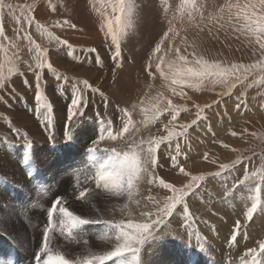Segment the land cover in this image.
Returning <instances> with one entry per match:
<instances>
[{
    "label": "rangeland",
    "instance_id": "rangeland-1",
    "mask_svg": "<svg viewBox=\"0 0 264 264\" xmlns=\"http://www.w3.org/2000/svg\"><path fill=\"white\" fill-rule=\"evenodd\" d=\"M71 1L0 0L5 5L0 8V27L3 28V36H0V81L6 85L0 88V145L4 144L19 152L8 153L12 156V162L5 164V174L0 172V180L13 187H8L4 192L8 195L4 194L5 198L0 204V217L9 215L18 229V233L13 232L10 221L0 218V235L6 238V253L2 256L3 259L6 260L14 251L22 258L26 251L31 249L32 239H29L33 238V232L30 226L22 224L21 208L26 203L25 197L29 195L30 188H33L35 195H40L44 189L55 193L57 190H68L70 186L77 187L78 182L81 186L84 183L82 176L92 172L91 176L95 178L100 165L113 157L112 150L122 153L133 143L166 136L168 131L182 132L183 129L179 125H192V121L198 119V109L200 119L197 124L188 128L186 135L174 137L171 146H160L156 153L157 162L149 169L150 173L158 178L156 182H147L152 178L150 175L147 181L143 179L135 186L131 199L125 195L115 197L114 202H111V193L109 194L107 189L103 194H98L99 190L92 192L94 196H99L95 199L102 203L104 199L106 203L98 207L92 200L96 212L81 216L110 223L86 226L96 227V234H102L108 232L116 222L126 223L129 218L138 221L140 209L137 207V201L143 206L149 197H153L162 207L166 197L171 195L168 189L159 185V179H164L166 183L180 189L192 176L198 175L205 176V180L199 182L200 187L194 194L199 192V197H209L199 199L202 204L204 201L207 203V210L211 209L212 203L227 199L230 204L240 198L245 200H239L236 205L227 209L230 213L240 214L242 211L237 208L240 201L250 199V202L247 200L246 211L256 202L258 208L253 217H259L260 208L264 207V180L261 179L264 176V72L252 69L245 73L241 69V82L236 83L235 87L205 82L181 88L173 86L170 78L164 79L156 70L160 57L163 58L162 67L166 73L169 65H182L183 62L179 61L175 52L176 48L180 49L179 55L187 56L189 60L193 59L194 53L196 57L219 61L224 66H248L264 60V52L260 50L255 38L243 29L245 21L242 18L236 19L239 7L247 0H134L131 26L127 28L123 27L125 17L120 13H113L111 0ZM9 4L12 5L10 9L7 7ZM227 5L233 7L229 9ZM25 8L30 11H25ZM141 13L145 22L139 17ZM29 15L34 18L31 25L27 23ZM115 15H121L120 25L115 23ZM66 20L70 23L64 24ZM109 21L113 22L117 34L118 58L115 57V45L110 37L106 36V25ZM169 22L179 35L174 40L165 41L161 45V52L153 54ZM146 24L149 26L148 30ZM64 41L67 43H63ZM41 61L43 67H40ZM149 63L151 67L147 66ZM49 64L51 68L48 67ZM124 64L130 69H122ZM93 71L99 72L100 77L95 76L97 73L92 74ZM127 78L133 79L136 90H127L126 93L122 91L120 94L117 88L129 81ZM84 80L88 81L91 88L83 85ZM77 89H80L79 94L84 98L83 105L79 108V113L69 120L70 99L77 94ZM169 100L180 109L177 120L172 123L171 115L164 111ZM237 104L241 105L239 109ZM208 105L211 107H207ZM122 109H127L130 113V132L124 133L123 137L116 140H109L107 132L112 131L115 134L122 130V121L127 119ZM156 109L162 114L158 119H152ZM92 123H96V135L84 139L83 132L94 130ZM177 143L180 146L179 155L175 151ZM91 148H95L96 152L91 153ZM21 155L22 158H19ZM173 156L176 157L175 164ZM23 158L24 161L19 165L18 159ZM234 161H237L235 165ZM221 163L228 164L230 168L223 170L220 175H215L221 172ZM180 167L184 168L187 175L180 172ZM253 174L255 179L252 178ZM216 188H220V195L215 191ZM194 194L185 201L188 214L185 215L178 206L177 210L181 211L182 217L178 218L177 223L172 224L169 222L171 217H165L164 223L154 227L153 235L139 246V256L143 252L142 249L151 251L163 234L164 238L169 237L168 242L164 243L172 250V254L175 250L178 252L177 258H172L168 264L201 263L205 254L196 248L198 239L197 236H192L191 228L192 222L202 219V215L197 214L198 208L188 204ZM59 197L63 198L62 195ZM54 200L49 199L47 212ZM66 202L67 205L71 204V197L63 203ZM147 210L154 212L155 207L149 204ZM58 219L57 215V221ZM251 221L252 219L249 220L245 216V227L238 230L234 243L230 237L235 226L224 229L226 233L219 237L221 241L218 240L221 245L217 249L221 250L218 252L216 246L213 247L215 253L213 252L208 264H231L232 261L241 264L244 257L243 253L239 254L242 245L250 248L254 242V238L245 230ZM46 228L49 229L48 223ZM104 228H107V231L104 232ZM183 230L190 234L186 240L180 237ZM53 231L55 235H60L62 242L69 247L66 244L50 247L65 253L70 249V245L75 246V250L84 249L85 245H80L81 241L73 236L77 230L69 237L58 224ZM242 234L246 238L243 243ZM172 235L175 236L171 237ZM152 240L153 245L147 243ZM189 240L190 243L196 244L194 248L197 252H187V255L181 247ZM261 242H264V234L255 244L254 248L258 251ZM145 244L149 246L147 249ZM203 245L201 247L206 248V245ZM244 249L242 248V252ZM223 251L227 253L224 255ZM180 252L183 259H179ZM193 255L194 260L191 258ZM260 255L264 260V253ZM247 257L252 259L250 254ZM129 259L132 257L129 256ZM140 262L146 264L142 258ZM108 263L112 264L111 261Z\"/></svg>",
    "mask_w": 264,
    "mask_h": 264
},
{
    "label": "snow or ice",
    "instance_id": "snow-or-ice-1",
    "mask_svg": "<svg viewBox=\"0 0 264 264\" xmlns=\"http://www.w3.org/2000/svg\"><path fill=\"white\" fill-rule=\"evenodd\" d=\"M4 6L5 5L0 2V8ZM7 7L10 9L12 5L9 4ZM111 7L113 13H120L125 17L123 27H130L135 8L134 0H111ZM227 7L231 9L233 5H227ZM24 10L30 11V9L27 8ZM53 10L55 11V9ZM241 18L245 21L243 26L244 31L255 38V42L259 45L260 50L264 52V0H247L246 3L239 7V11L237 12L236 19L239 20ZM33 19L34 18L29 15L27 17V23L31 25ZM114 20L117 25H120L122 23L121 15H115ZM63 23L69 24L70 22L66 20ZM37 26L39 27V25ZM70 26L73 28L75 27V25ZM177 35H179V33L172 28L171 22H169L167 30L163 32L160 41L154 48L153 54L160 53L161 45L170 39L174 40ZM0 36H3L2 27H0ZM106 36L110 37L115 45V57L118 58L119 43L112 21H109L106 25ZM63 43L66 44L67 42L64 41ZM192 46L195 47V44ZM175 52L179 57V61L183 62L181 66L173 67L172 65H169L168 73H166L162 67V64L164 63L163 58L160 57V63L156 64V70L164 79L167 80L170 78V82L173 86H179L181 88L192 87L194 84H203L205 82L235 87L236 83L241 82V76L239 75L241 69H243L245 73L252 69H260L264 72V60H260L256 64L248 66L238 64L224 66L219 61H209L202 56L196 57L194 53L192 54L193 59L189 60L187 56L179 55V48H176ZM43 66V61H41L40 67ZM29 67H31V65H29ZM48 67L51 68V65L49 64ZM149 67H151V65H149ZM149 75H151V73H149ZM37 79H39L38 75ZM82 83L86 88H91V85H89L87 80H84ZM5 86L4 82L0 81V88H4ZM37 87H39V85H37ZM79 93L80 89H77V94L73 95L70 99V107L68 109L69 120L73 119V117L79 113V108L83 105L84 98ZM173 93H175V87L173 88ZM207 107H211V105H208ZM236 107L239 109L241 105L237 104ZM121 111L127 119L126 121H122V130L115 134H113L112 131L107 132L108 138L112 140H116L118 137H123L124 133L130 132V113L127 109H122ZM164 111L169 112L171 115L170 123H172L177 120L180 109L177 106L172 105L169 100ZM199 111L200 109H198L197 113L198 119L193 120L192 125L198 123V120L200 119ZM161 114L162 113L159 109H156L152 119H158ZM192 125H179V127L183 129L182 132L168 131L166 136L150 139L147 142L141 141L140 143H133L129 146L127 151L122 153L112 150L114 152L113 157L109 161L100 165V170L96 173L93 180L95 188L92 189L91 192L86 186L81 188L75 196V199L83 201L91 195L92 192L100 189H107L108 192L115 197H123L127 195V197L131 199L135 186L146 176L152 175L149 169L157 162L156 153L160 146L162 144L171 146L173 138L186 135L188 128ZM30 147L31 145H29V148ZM89 151L95 153L96 149L91 148ZM175 151L177 155H179L180 146L178 143ZM172 160L175 164L176 157L173 156ZM236 163L237 161H234L233 165ZM219 167L221 172L216 173L215 175H220L223 170L230 168L228 164L223 163H221ZM179 170L181 173L187 175L183 167H180ZM152 172H154V168H152ZM252 178L255 179V174H253ZM157 179L156 176L152 175V178L147 182L152 184L155 183ZM261 179L264 180V176H262ZM204 180L205 176L203 175L192 176L191 180L185 184L183 188L178 189L173 184L166 183L164 179H159V185L168 189L169 192H171V195L166 197V202L162 207L159 206L160 202L153 197H149L148 202L143 206L140 205V201H137V207L140 209L138 217L139 222L129 218L126 223L120 221L112 224L114 238L111 241V247L109 250L92 253L85 248V251L79 256L65 253L62 250H57L55 254H53V250L50 247L51 239L48 235L50 229H46L43 233L42 246L39 248V252L35 254L36 264H106V262L109 261H111L112 264H117V262H119V264H141L139 246L143 245L145 241L153 235L152 230L154 227L164 223L165 217H172L174 215L178 206L185 215L188 214L187 204L185 203L186 198L194 194L195 190L200 187L199 182ZM149 204H151L152 207H155L154 212L147 210ZM57 206H59V208H57ZM125 207H127V205H125ZM257 208L258 204L253 202L251 207L247 209L245 216L251 220L253 214L257 211ZM260 210L264 211V207L260 208ZM57 211L62 217L60 220L61 229L63 232H66L69 237L73 235L74 230L81 229L86 225L110 223L109 221H101L98 218L88 219L79 214H75L73 211L69 210V207L63 206L61 197H57L53 201L51 208L48 211L49 220L57 213ZM239 228L240 222L237 221L230 237L232 242H236ZM83 243L84 245H87V241H84ZM248 253L252 256V264H260L257 257L261 253H264V242L259 244V251L256 248H251L248 250ZM41 254L47 258L42 259ZM129 256H131L132 259H129Z\"/></svg>",
    "mask_w": 264,
    "mask_h": 264
},
{
    "label": "bare ground",
    "instance_id": "bare-ground-1",
    "mask_svg": "<svg viewBox=\"0 0 264 264\" xmlns=\"http://www.w3.org/2000/svg\"><path fill=\"white\" fill-rule=\"evenodd\" d=\"M73 1V0H72ZM71 1V2H72ZM75 4V3H74ZM73 4V5H74ZM147 16V15H146ZM139 17L141 18L142 21H144V16H143V13H141L139 15ZM145 22V21H144ZM149 24V22H147ZM160 25V24H159ZM147 27V30L149 28V26L146 24L145 25ZM90 27V26H89ZM140 29V28H139ZM142 29V28H141ZM141 33V32H140ZM70 34V33H69ZM144 35H146L147 33H143ZM155 34V33H154ZM76 35V34H75ZM65 36V35H64ZM79 36V35H78ZM132 37V36H131ZM139 37V36H138ZM159 37V36H158ZM92 40V39H91ZM140 43V42H139ZM81 44V43H80ZM93 46V45H92ZM148 47V46H147ZM135 49V48H134ZM133 49V50H134ZM133 52V51H131ZM136 52V51H135ZM133 52V53H135ZM139 52V51H138ZM137 52V53H138ZM134 55V54H133ZM132 58V56H130ZM129 57V58H130ZM141 61V60H140ZM133 62V60H132ZM147 62V61H146ZM93 63V62H92ZM65 64V63H64ZM138 64V63H137ZM146 64V63H145ZM93 65V64H92ZM91 65V66H92ZM126 64H124L122 66V69H130V67L128 66H125ZM131 65H133V63H131ZM151 65V63H149L147 66ZM96 66V65H95ZM134 68V67H133ZM99 69V68H98ZM132 69V68H131ZM136 69V68H135ZM97 70V68H96ZM98 71V70H97ZM130 72V70H128ZM140 71V70H139ZM97 73L96 71H93L92 74H95ZM106 73V72H105ZM99 72L95 75V76H99ZM93 76V77H95ZM100 77V76H99ZM107 77V76H106ZM112 77V76H111ZM129 81H127L126 83H122V85L117 88V91H119V93L122 91H124L126 93L127 90H136V85H134L135 82H133V79H130V78H127ZM104 81V79H103ZM107 82V81H106ZM146 82V81H144ZM119 86V84H118ZM123 92V93H124ZM120 93V94H121ZM128 95V94H127ZM131 95V94H130ZM111 96H112V93H111ZM114 97V96H113ZM119 100V99H118ZM122 101V100H121ZM124 102V101H122ZM122 102H120L122 104ZM124 105V104H123ZM127 107V105H126ZM136 110V109H135ZM34 116V115H33ZM19 117V116H17ZM19 119V118H18ZM21 119V118H20ZM58 120V119H57ZM94 125V130L93 131H86V132H83L84 133V139L85 138H91V137H95L96 135V123H92ZM134 126V125H133ZM30 129V128H29ZM27 131H30V130H27ZM32 132V131H31ZM88 132V133H87ZM107 136V135H106ZM107 138V137H106ZM110 140V138H108ZM98 141V140H97ZM88 143V142H87ZM75 145V144H74ZM91 145V144H90ZM25 146V145H24ZM65 146V145H64ZM194 146V145H193ZM9 147V146H8ZM7 146H5L4 144H1L0 145V172L3 171L4 174L7 172V170L5 171V164L7 165L8 163L11 164V158L12 156H9L8 153L10 151L16 153V154H19V152L15 151L14 149L12 150L11 148H8ZM26 147V146H25ZM75 148V147H74ZM29 150V149H28ZM26 151V150H25ZM55 151V150H53ZM24 152V151H23ZM30 152V151H29ZM11 153V152H10ZM47 153V152H46ZM86 154V153H85ZM187 154V153H186ZM24 155V153H23ZM19 156V158H22V156ZM27 155V154H26ZM28 156H30V154H28ZM27 157V156H26ZM29 158V157H27ZM25 158V159H27ZM32 158V157H31ZM104 158V157H103ZM197 158V157H196ZM30 159V158H29ZM22 161H24V158L23 160L21 159H18V162H19V165L22 164ZM28 161V160H27ZM34 161V160H33ZM32 162V161H31ZM184 163V162H183ZM25 165V164H24ZM181 165V164H180ZM17 166V165H16ZM189 166V165H188ZM28 167V166H26ZM29 168V167H28ZM8 169V168H7ZM15 169V168H14ZM22 169V168H21ZM10 170V169H9ZM12 170V169H11ZM18 170V169H17ZM24 170V169H23ZM29 170V169H28ZM93 170V169H91ZM96 170V169H95ZM94 170V171H95ZM30 171V170H29ZM86 172V171H85ZM84 172V173H85ZM90 172V171H88ZM32 173V172H31ZM92 173V172H91ZM91 173L85 175V176H82V180L84 181L83 184H81V186H79V182H78V185L77 187H74V186H70L68 190H57L55 193H53L51 190L48 191L47 189H44L42 191V194L40 195H35V191L33 193V188H30L29 189V195H27L25 197V201L26 203L24 205L21 206L22 208V213H23V216H22V224L24 226H30L31 227V230L33 232V238H30L29 240L32 239V245H31V249L26 251V253L23 255L22 258H19L18 256H16V264H36V261H35V254L39 252V248L42 246V238H43V233L45 232V230L47 229L46 228V224L48 223V226H49V237L51 239V244L50 245H57V244H66V243H63V239L60 235H55V232L53 231V228H55V226H57L58 224H60V220H61V215L59 214V212L57 211L56 214L53 215V217H51V219L49 220V217H48V212L46 211L48 208H47V205H49L48 201L49 199L51 198H54L56 199L57 197H59L60 195L63 196L62 198V204L63 206L65 207H69V210L73 211L75 214H79V215H88V214H93L96 212V209L93 207L92 205V200H94V204H96L98 207H101L103 205H105L106 201L103 199V203L101 201H98L97 199L95 198H98L96 197V195L94 196V194L92 193L91 195H89L85 200L80 201V200H76L75 199V196L76 194L79 192V190H81V188L83 187H88L89 191L91 192L92 189L95 188V184L93 183V180L94 178H92L91 176ZM96 175V174H95ZM18 176V175H17ZM78 176V174H77ZM11 177V176H10ZM94 177V176H93ZM148 177H150V175L146 176L144 178L143 181H145L146 179H148ZM170 177V175H169ZM27 178V177H26ZM25 178V179H26ZM24 179V180H25ZM79 181V180H78ZM147 181V180H146ZM23 182V181H22ZM73 182V181H71ZM38 184H40L39 182H37ZM64 183V182H63ZM10 184V183H9ZM13 186V185H12ZM8 187L10 189H12L13 187L11 186H8V183H5L3 181L0 180V204L1 202H3L4 198H5V195L7 196L8 194H5L4 192L8 189ZM206 188V187H205ZM105 189H100L97 193L98 194H103L105 191ZM216 192H218L220 195L222 192L219 189L216 188L215 190ZM215 191L213 190V194L215 193ZM207 191H205L206 193ZM253 193V191H251ZM13 193V192H11ZM109 193V192H108ZM5 194V195H4ZM110 194V193H109ZM199 192H196V194H194V196L191 198V200L189 201V205L192 206V207H196L199 209V212L197 214H201L202 216H206V217H202V219L199 218V220H195L196 222H192V228H191V231H193V235L192 236H197V239L198 241L196 242L197 243V246L196 248L201 250L202 254H205V256H202V259H201V263L200 264H208L209 261H210V258L211 256L213 255V247L216 246V249L218 246H220L221 244H219L218 240L221 241V239H219V237H221V234H225L226 231H224V229H228V228H232V225H236V222L239 221L240 222V228H244V214L246 212V204H247V200L250 202V199H247L246 201H240V205L237 206L238 208V211H242L240 214H234V213H230L228 212V207L229 206H234L236 205V203L239 201V200H245V199H240V198H237L234 200L233 203H228L230 200L227 201L226 200H222V201H219V202H216V203H212L211 204V209L210 210H207L208 206H207V203L204 201V203L202 204L200 202V197L201 199L202 198H209L207 196H200L199 197ZM193 195V194H192ZM208 195V194H206ZM20 196V194H19ZM101 196V195H100ZM211 196V195H210ZM245 196V195H244ZM252 196V195H250ZM71 197V204H68L67 205V202L66 203H63L65 200L69 199ZM102 197V196H101ZM100 197V198H101ZM105 197V196H104ZM108 197V196H107ZM109 197H111V202H114L115 200V196H112L110 195ZM11 198V197H10ZM99 198V199H100ZM211 199H213L211 197ZM18 200V199H17ZM110 200V198H109ZM4 202H7V201H4ZM13 202V201H12ZM263 203V202H262ZM189 206V207H190ZM264 206V204H263ZM57 208H59V206H57ZM197 209V210H198ZM11 215V214H10ZM57 215L59 217L58 221H57ZM138 215V214H137ZM89 216V215H88ZM92 216V215H91ZM136 216V215H135ZM217 218H215V217ZM179 217H182V213L181 211H178L175 213L174 217H171V220L169 222H171L172 224L174 223H177L178 221V218ZM1 219H5V220H8L10 221V223L13 225V232L15 233H18V229L17 227L14 225L16 223H14L12 220H11V217L8 215L6 217H0ZM136 218V217H135ZM228 218V221L226 222ZM182 219V218H181ZM180 219V220H181ZM206 221L208 223H206ZM218 223V224H216ZM170 224V223H169ZM181 224V223H179ZM257 224V225H256ZM111 225V224H110ZM10 226V225H9ZM186 226V225H185ZM107 227V225H106ZM6 231H9L8 228L6 227H3ZM19 228V227H18ZM181 228V227H180ZM183 228V226H182ZM239 228V229H240ZM175 229V228H174ZM186 230V229H185ZM189 230V229H188ZM248 234L250 236H252L254 238V242H253V245L249 248L247 245H242L241 247V250L239 252L240 253H243L244 257L242 258L241 260V264H252V259L251 257L248 258V250L251 249V248H254L255 247V244L257 242V240L259 241L261 236L264 234V211H261L260 210V216L257 217H253L252 218V221L249 223L248 227L245 229ZM98 231V229L96 227H88V226H84L83 228L81 229H78L76 231V233L73 235L74 238L78 241H81L80 242V245H84V241H87V245H85L84 249H73L75 246L73 245H70V249L66 251V253L68 254H71V255H74V256H78L80 255L82 252L85 251V248H87L88 251L92 252V253H99V252H102V251H105V250H109L110 247H111V241L112 239L114 238V229L113 227L110 228L108 230V232L106 233H102V234H96V232ZM107 231V228H104V232ZM182 231V230H180ZM184 231V230H183ZM229 231V230H228ZM227 231V232H228ZM174 232V231H173ZM177 232V231H176ZM230 232V231H229ZM228 232V233H229ZM164 233V232H163ZM179 233V232H178ZM227 233V234H228ZM263 233V234H262ZM168 234V233H167ZM171 234V232H170ZM186 233L185 231L184 232H180V237H184V239L188 236V238L190 237V234ZM262 234V235H261ZM53 235V236H52ZM229 235V234H228ZM175 235H172L171 237H173ZM8 237V236H7ZM17 237V236H16ZM38 237V238H36ZM179 237V238H180ZM227 237V235L225 236ZM10 238V237H9ZM19 238V237H18ZM167 238H169L167 236ZM167 238H164L163 237V234L162 236H160L157 240V242L155 243L154 247L151 249V251H146L144 249H142V253L140 255V258H142L144 260V262L146 264H168V261L169 263L170 260L172 258H177V255H178V252L177 250L174 251V253L172 254V250L169 249L168 245L165 244L164 242L167 241ZM187 238V239H188ZM196 238V237H194ZM11 239V238H10ZM183 239V240H184ZM245 236L242 234L241 235V243H243V240H245ZM257 239V240H256ZM13 240V239H11ZM179 240V239H178ZM182 240V239H180ZM182 240V241H183ZM186 240V239H185ZM194 240V239H192ZM226 240V238H225ZM6 238L5 236H1L0 235V264H11V257L10 255L7 256L6 260L5 258L3 259V255L6 253L5 252V247H6ZM14 241V240H13ZM205 241V242H204ZM16 242V241H15ZM153 240L152 241H149L147 243H151L152 244ZM218 242V243H217ZM227 243V241H225ZM146 243V244H147ZM170 243V242H169ZM194 243V241H193ZM201 243H205L204 245H206V248H202L201 246ZM223 243V242H222ZM234 243V242H232ZM248 243V241L246 242ZM144 245L147 249V247H149L148 245ZM184 244V245H183ZM183 247L181 248H184L185 251H186V254L187 252L189 253H196L197 252V249L194 248V244L190 243V240L189 241H185V243H183ZM67 245V244H66ZM153 245V244H152ZM196 245V244H195ZM203 245V246H204ZM224 245V244H222ZM230 245V244H229ZM239 245V244H238ZM68 246V245H67ZM181 246V245H180ZM226 246V245H224ZM228 246V245H227ZM235 246V245H234ZM69 247V246H68ZM52 250H53V254H55V252L57 250H60L58 248H55V247H51ZM225 248V247H224ZM230 248V247H229ZM242 248H245L244 252H242ZM175 249V248H174ZM150 250V248H149ZM180 250V249H179ZM218 252L219 250L221 249H217ZM230 250V249H229ZM232 250V249H231ZM228 251V250H227ZM234 251V250H232ZM184 252V251H183ZM200 252V253H201ZM224 252V251H223ZM78 253V255H77ZM164 253V254H163ZM215 253V252H214ZM225 253L227 252H224V255ZM229 253V252H228ZM234 253V252H233ZM238 253V252H237ZM13 254H16V253H13ZM199 254V253H198ZM220 254V253H219ZM172 255V256H171ZM188 255V254H187ZM228 255V254H227ZM226 255V256H227ZM142 256V257H141ZM147 256H150V257H147ZM223 256V255H222ZM225 256V257H226ZM231 256V255H230ZM264 256V255H263ZM41 257L42 259H46L47 257L44 256L43 254H41ZM183 257V254H181V252L179 253V259ZM197 257V256H196ZM217 257V256H216ZM228 257V256H227ZM226 257V258H227ZM262 255H259L257 257V259L260 261L261 264H264V260L261 259ZM193 260L195 259V255H193L191 257ZM219 259V257H217ZM221 258V257H220ZM237 258V257H236ZM263 258V257H262ZM183 259V258H181ZM198 259V258H197ZM225 259V258H224ZM215 260V259H214ZM217 260V259H216ZM215 260V261H216ZM238 260V259H236ZM262 260V262H261ZM213 261V259H212ZM197 262V261H196ZM200 262V261H199ZM231 262V261H230ZM179 263V261H178ZM186 263V261H185ZM106 264H109L108 262ZM117 264H119V262H117ZM197 264V263H196ZM212 264V262H211ZM222 264H226V263H222ZM230 264V263H229ZM231 264H236L235 261H232Z\"/></svg>",
    "mask_w": 264,
    "mask_h": 264
}]
</instances>
